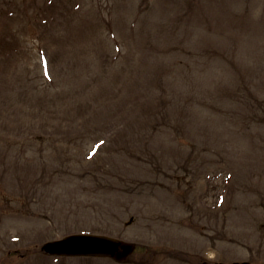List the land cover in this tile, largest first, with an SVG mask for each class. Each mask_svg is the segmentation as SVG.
Returning a JSON list of instances; mask_svg holds the SVG:
<instances>
[{
	"label": "rangeland",
	"instance_id": "rangeland-1",
	"mask_svg": "<svg viewBox=\"0 0 264 264\" xmlns=\"http://www.w3.org/2000/svg\"><path fill=\"white\" fill-rule=\"evenodd\" d=\"M117 237L125 258L46 241ZM264 264V0H0V264Z\"/></svg>",
	"mask_w": 264,
	"mask_h": 264
},
{
	"label": "water",
	"instance_id": "water-1",
	"mask_svg": "<svg viewBox=\"0 0 264 264\" xmlns=\"http://www.w3.org/2000/svg\"><path fill=\"white\" fill-rule=\"evenodd\" d=\"M42 249L50 254L77 256H115L117 259L127 256L133 246L118 239L88 233L71 234L61 239L46 242ZM233 264H251L247 261Z\"/></svg>",
	"mask_w": 264,
	"mask_h": 264
}]
</instances>
